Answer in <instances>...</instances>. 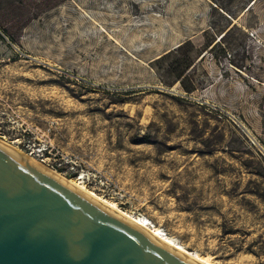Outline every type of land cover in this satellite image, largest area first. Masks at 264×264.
<instances>
[{"label": "rangeland", "instance_id": "rangeland-1", "mask_svg": "<svg viewBox=\"0 0 264 264\" xmlns=\"http://www.w3.org/2000/svg\"><path fill=\"white\" fill-rule=\"evenodd\" d=\"M0 142L264 264V0H0Z\"/></svg>", "mask_w": 264, "mask_h": 264}, {"label": "water", "instance_id": "water-1", "mask_svg": "<svg viewBox=\"0 0 264 264\" xmlns=\"http://www.w3.org/2000/svg\"><path fill=\"white\" fill-rule=\"evenodd\" d=\"M0 264H197L0 142Z\"/></svg>", "mask_w": 264, "mask_h": 264}, {"label": "bare ground", "instance_id": "bare-ground-1", "mask_svg": "<svg viewBox=\"0 0 264 264\" xmlns=\"http://www.w3.org/2000/svg\"><path fill=\"white\" fill-rule=\"evenodd\" d=\"M9 147V146H8ZM10 148V147H9ZM11 149H13L11 147ZM15 152L23 156L24 158L28 159L29 161L33 162L34 164L40 166L41 168L45 169L48 171L50 174L55 176L56 178L66 182L69 186L74 188L75 190L79 191L86 197L92 199L99 205H101L103 208L107 209L108 211L112 212L113 214L117 215L118 217L134 224L135 226L139 227L142 229L144 232L149 234L151 237H153L155 240L160 242L161 244L177 251L179 254L182 256L194 261L197 264H212L209 260V258L199 256L197 254H193L192 252H189L186 250L181 243H179L176 238L173 236L169 235L167 232H165L162 228L156 226L152 221H150L147 217L131 213V212H126L119 208L115 202L108 201L106 198L99 196L95 194L93 191L89 190L83 181L81 180L80 177L74 178V179H67L62 176H60L58 173H56L53 170H50L46 168L44 165L30 157L29 155L17 151L13 149Z\"/></svg>", "mask_w": 264, "mask_h": 264}, {"label": "built area", "instance_id": "built-area-1", "mask_svg": "<svg viewBox=\"0 0 264 264\" xmlns=\"http://www.w3.org/2000/svg\"><path fill=\"white\" fill-rule=\"evenodd\" d=\"M80 177L84 184L89 181V176L87 174H77L75 178Z\"/></svg>", "mask_w": 264, "mask_h": 264}]
</instances>
